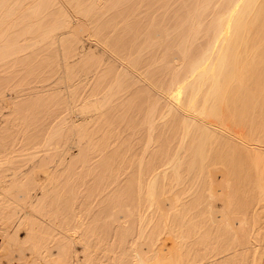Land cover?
Returning a JSON list of instances; mask_svg holds the SVG:
<instances>
[{"label":"bare ground","instance_id":"1","mask_svg":"<svg viewBox=\"0 0 264 264\" xmlns=\"http://www.w3.org/2000/svg\"><path fill=\"white\" fill-rule=\"evenodd\" d=\"M0 264H264V0H0Z\"/></svg>","mask_w":264,"mask_h":264},{"label":"rangeland","instance_id":"2","mask_svg":"<svg viewBox=\"0 0 264 264\" xmlns=\"http://www.w3.org/2000/svg\"><path fill=\"white\" fill-rule=\"evenodd\" d=\"M66 81H67V82H66ZM66 83H68V80H67V79L64 81V84H63V85H66ZM61 86H62V84H61ZM62 87H63V86H62ZM49 116H50V115H48V116H46V115H44V114L41 115V118H39L40 120L38 119V120H39V123H40L41 120H42L41 122H43V120H44V123H43V124H45V123H46V120H47L46 117L48 118ZM43 118H45V119H43ZM49 118H51V116H50ZM49 118H48V121L51 120V119H49ZM40 124L42 125V123H40ZM40 124H39V125H40Z\"/></svg>","mask_w":264,"mask_h":264}]
</instances>
